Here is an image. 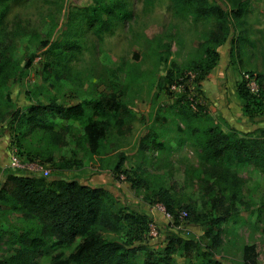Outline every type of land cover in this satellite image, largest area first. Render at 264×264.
Instances as JSON below:
<instances>
[{"label": "rangeland", "instance_id": "rangeland-1", "mask_svg": "<svg viewBox=\"0 0 264 264\" xmlns=\"http://www.w3.org/2000/svg\"><path fill=\"white\" fill-rule=\"evenodd\" d=\"M125 1L131 16L114 20L109 30L98 34L79 17V8L94 0H0V50L6 57L0 96L7 93L11 98V107L0 99V187L8 173H25L11 164L13 155L22 162L39 160L47 171L36 174L104 185L125 211L144 212L161 224L162 234L195 243L159 264H201L208 257L220 264H242V248L252 243L256 264H264V165L208 161L187 131L186 123L195 118L180 111L181 107L195 111L199 103L200 118L193 123L218 124L240 133L264 127L263 115L243 113L236 92L237 81L248 70L264 71V0H247V11L235 22L239 41L231 46L228 35L216 48L220 56L215 65L203 73L193 62L200 58L204 36L219 29V23L175 15L170 0ZM212 1L230 5L228 0ZM28 59L30 65L24 67ZM111 93L126 101L134 116L120 128L111 122L94 151L77 119L45 115L17 131L20 119L10 117L12 108L26 111L31 103L51 98L73 103ZM121 168L135 171L146 183L132 186ZM159 187L168 189L175 209L190 207L192 216L205 220L224 215L219 245H208L206 221L189 218L176 233L170 230L157 209L162 201L152 194ZM0 208L2 258L18 246L13 232L37 219L6 208L1 199ZM146 231L131 239L143 245L131 257L132 264H144L148 249L157 251L165 245L162 238L146 237ZM104 234L128 239L123 231ZM74 246L58 245L48 237L30 264L66 258Z\"/></svg>", "mask_w": 264, "mask_h": 264}, {"label": "trees", "instance_id": "trees-1", "mask_svg": "<svg viewBox=\"0 0 264 264\" xmlns=\"http://www.w3.org/2000/svg\"><path fill=\"white\" fill-rule=\"evenodd\" d=\"M170 1L175 15H191L195 20L212 18L219 23V29L206 33L200 43V58L197 62H193L202 73L215 65L220 56L216 48L228 35H231V46L239 41L235 22L247 11V0H228L229 7H223L212 0ZM79 12V17H83L84 22L98 34L109 30L114 20L131 16L125 0H94L91 4L81 6ZM1 18L2 13L0 20ZM59 50L63 52V48ZM5 64L6 57L0 50V72ZM29 65L28 59L24 67ZM247 74L248 77H243L236 83V92L242 104V111L248 116H264V71L250 69ZM249 79L256 82L257 90H251L248 85ZM0 99L4 106L11 107V98L7 93L0 96ZM196 104L195 111L186 107H181L180 111L182 114L184 111L183 115L186 117L195 118L186 125L194 144L200 149V155L208 161L222 160L225 164L242 165L253 162L259 167L264 165V127L240 133L232 127L224 130L218 124L193 123L200 118L201 112V105ZM1 111L0 107V113ZM45 115L79 120L83 126L88 147L94 151L100 147L111 122L120 128L121 124L134 116V110L117 94L111 93L73 103L51 98L47 103H31L26 111H21L19 108H12L10 111L11 118L20 119L17 131L24 123H39ZM22 132L21 128V131L17 133V141L20 140ZM152 141L157 145H163L155 139ZM30 159L34 158L30 157ZM70 164L68 162V165ZM118 167L116 163V168ZM121 172L134 187L146 183V179L135 171L121 168ZM25 173H8L0 187V199L6 208L23 212L36 218L37 222L13 232L12 241L18 246L13 254L0 258V264H30L32 258L42 250L48 237L61 246H70L75 243L73 250L66 258L55 256L51 264H132L131 257L141 250L143 245H135L131 239H138L142 232L146 231L149 221L152 220L151 217L144 212L125 211L115 195L104 185H93L63 176L47 178L45 175L27 171ZM152 194L162 201L175 217L179 209L185 208L188 211L186 219L206 221L204 233L210 240L208 245L211 247L219 245L221 240L219 228L224 215L210 217L207 220L201 219L198 215L192 216L190 207L181 206L175 209L172 195L167 188L159 187ZM121 231L128 235V239H117L104 234V232ZM160 232L162 233L161 229ZM2 235L0 228V240ZM193 245L195 246V243L192 240L177 234H168L164 247L157 250L158 253L154 249L146 251L144 264H159L171 254L178 252L179 248L189 249ZM201 264L220 263L208 257ZM242 264H256L255 244L243 246Z\"/></svg>", "mask_w": 264, "mask_h": 264}, {"label": "built area", "instance_id": "built-area-1", "mask_svg": "<svg viewBox=\"0 0 264 264\" xmlns=\"http://www.w3.org/2000/svg\"><path fill=\"white\" fill-rule=\"evenodd\" d=\"M245 76L248 77V74L246 73ZM248 85L251 86L250 88L252 89L255 88L254 90H257L256 82L253 79L248 80ZM172 87H176V85L172 84ZM11 164H13V166L19 169H23L31 173H38V172L46 173L47 171L44 165L39 161L33 160V161L22 162L20 158L17 157V155H13L11 157ZM157 209L163 214L168 227H170V230H173L175 232H177L178 229L177 226L181 225V222H183V220H185L188 216L187 209L181 208L177 212V217H175L173 213L167 210L165 204L162 202H159L157 204ZM160 229H162L161 224H159L154 219L150 220L146 231V237L151 239L162 238V241H164L165 235L160 232Z\"/></svg>", "mask_w": 264, "mask_h": 264}, {"label": "crops", "instance_id": "crops-1", "mask_svg": "<svg viewBox=\"0 0 264 264\" xmlns=\"http://www.w3.org/2000/svg\"><path fill=\"white\" fill-rule=\"evenodd\" d=\"M174 232H175V231H174ZM166 237H167V233L165 234L164 242H165Z\"/></svg>", "mask_w": 264, "mask_h": 264}]
</instances>
